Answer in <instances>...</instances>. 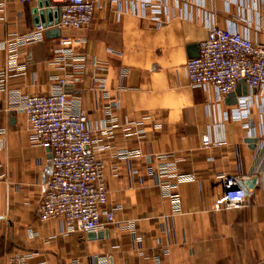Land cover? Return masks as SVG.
<instances>
[{"label": "crops", "instance_id": "0c3cea01", "mask_svg": "<svg viewBox=\"0 0 264 264\" xmlns=\"http://www.w3.org/2000/svg\"><path fill=\"white\" fill-rule=\"evenodd\" d=\"M103 1L89 28L58 27L59 37L46 36L53 24L18 47L24 71L0 90V264H10L16 252L30 254L26 264H264V146L258 140L264 92L247 88L248 112L234 118L238 105L219 98L212 85L190 84L184 67L212 24L264 44V0H165L160 22L141 0ZM46 8L54 21L53 0H0V71L8 65L7 42L33 31V10ZM65 37L86 60L75 73L69 60L56 59ZM70 74L64 89L80 98L91 136L102 146L96 156L105 164V208L115 217L94 232L67 231L60 218L38 219L51 153L30 142L27 116L9 107L12 98L60 90L57 78ZM108 105L114 124L106 122ZM110 126L111 135L102 132ZM205 135L220 145L204 148ZM247 137L257 138L254 148ZM121 150L138 155L125 158ZM169 162L193 176L170 180L178 210L156 174ZM225 175L242 177L245 187L257 178L240 208H224Z\"/></svg>", "mask_w": 264, "mask_h": 264}, {"label": "built area", "instance_id": "2783aa9c", "mask_svg": "<svg viewBox=\"0 0 264 264\" xmlns=\"http://www.w3.org/2000/svg\"><path fill=\"white\" fill-rule=\"evenodd\" d=\"M29 3L34 0H19ZM60 11L57 27L73 29L89 28L95 12L104 9L103 0H53ZM145 13L160 22L158 16L167 11L165 0H141ZM44 27L37 25L33 31L7 42V68L0 71V90H5V81L22 74L24 67L17 63L18 47L37 41ZM74 40L61 38L56 50L59 61H68L72 73L82 70L85 57L76 56L71 50ZM199 55L188 58L184 67L190 84L212 85L219 98L233 92L241 80L250 91L264 92V44L254 42L246 35L212 24L207 37L198 43ZM72 74L57 78L60 90L47 93L15 97L9 107L27 116L30 127V142L50 149V175L43 185V197L38 208V219L60 218L67 231L94 232L115 222L114 212L105 208L107 191L104 184V161L96 156L102 146L95 144L88 127V113L78 96H69L64 86L70 83ZM247 94L237 99L238 108L232 113L234 118L246 116L248 112ZM106 122L114 124L117 119L112 114V106H105ZM128 129V128H127ZM111 135L112 127L102 130ZM264 146V133L258 138ZM204 148L219 146L220 142L208 135L201 138ZM120 156L130 158L137 151L121 150ZM158 184L171 198L175 210L180 207L179 196L171 192L174 186L170 180H190L192 174L177 172L175 162L163 163L156 170ZM243 178L225 175L224 208L237 209L248 200L249 191L243 185ZM216 209L221 206L216 204ZM134 234L133 224L128 226ZM29 253L16 252L9 257L10 264H26ZM106 264V259L99 260Z\"/></svg>", "mask_w": 264, "mask_h": 264}, {"label": "water", "instance_id": "95a60500", "mask_svg": "<svg viewBox=\"0 0 264 264\" xmlns=\"http://www.w3.org/2000/svg\"><path fill=\"white\" fill-rule=\"evenodd\" d=\"M44 2V1H43ZM42 5H39V7L41 8ZM46 7H49V4L46 3V5H44ZM58 11V17L54 19V21H51L49 19V14L51 12L50 8H46L45 10H33V13L35 15V24L36 25H42L43 27L46 26H52L53 24H57L58 20H59V16H60V11L59 9ZM44 15L47 16V19H44ZM45 35H50L51 37H59L60 32H59V28L58 27H53L50 29H47L45 31ZM195 52L191 53V57H197L199 55V47L198 45H196L195 47ZM247 94V86L245 84V82L243 80H241L240 82H238L235 90L231 93H229L226 96V101L228 104H236L237 103V99L240 96H244ZM246 142L251 144V147H255L256 143H257V138L256 137H247ZM50 150V149H49ZM257 182V178H250L245 180L244 184L246 185L247 189L249 191H251L254 186L256 185Z\"/></svg>", "mask_w": 264, "mask_h": 264}]
</instances>
